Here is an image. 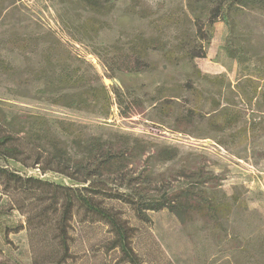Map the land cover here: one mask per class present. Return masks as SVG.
<instances>
[{
  "label": "rangeland",
  "instance_id": "374dc122",
  "mask_svg": "<svg viewBox=\"0 0 264 264\" xmlns=\"http://www.w3.org/2000/svg\"><path fill=\"white\" fill-rule=\"evenodd\" d=\"M131 1L104 0L105 10L94 12L80 0H0V59L8 65L0 67V108L9 116L41 114L85 134L141 138L149 153L177 146L176 159L150 166L174 184L181 167L202 166L213 175L206 189L221 205L217 222L200 213L181 222L163 209L149 212L147 224L115 203L137 227L132 246L143 264H264V13L244 8L234 15L238 58L227 52L228 28L217 21L207 31L204 57L169 63L154 51L149 70L126 71L135 35L161 37L170 47L178 31L192 30L182 13L192 19L186 0H139L156 12L147 18L129 11ZM173 9L179 27L151 25ZM60 70L101 98L85 109L57 101L58 94L73 90L56 80ZM221 108L238 113L236 124L217 127ZM187 112L192 117L180 119ZM0 165L23 176L73 183L9 159ZM8 202L0 192V205ZM5 210L7 221L26 225L19 211ZM26 229L10 233V243L0 238V264H33V244L41 246L40 260L49 253L41 242L50 230L31 236ZM71 234L73 258L65 264H125L118 252L106 251L110 235L104 224L74 221Z\"/></svg>",
  "mask_w": 264,
  "mask_h": 264
},
{
  "label": "trees",
  "instance_id": "16d2710c",
  "mask_svg": "<svg viewBox=\"0 0 264 264\" xmlns=\"http://www.w3.org/2000/svg\"><path fill=\"white\" fill-rule=\"evenodd\" d=\"M80 1L94 12L105 10L104 0ZM185 6L192 15L189 19L182 11L184 19L191 24L190 34L185 30L178 31L176 43L170 47L161 37L135 35L126 57L128 64L123 66L126 71L149 70V55L154 51L162 54L169 63L204 57L205 45L210 40L207 31L217 21L228 28L227 52L238 58L241 48L233 39L234 15L244 8L264 13V0H186ZM129 7L130 12L138 13L142 18L156 13L150 7L140 6L139 0H132ZM180 24L174 9L160 13L151 22L153 27L158 25V29L163 25L176 28ZM0 67L7 68L8 65L0 59ZM109 69L114 71L113 66ZM60 71L56 80L73 90L58 94L57 101L68 107L85 109L101 98L96 89L84 86L81 79ZM56 75H49L51 82ZM221 111L219 129L236 124L237 112L225 108ZM191 117L187 112L180 119ZM150 149L149 143L141 138L85 134L62 122L52 124L41 114L9 116L0 108V159L12 160L40 173L54 172L73 182L64 185L37 176H23L0 165V192L9 198L6 206L0 205L1 240L10 243V233L26 228L31 236L50 230L49 237L44 236L41 242L50 248L49 253L40 260L38 250L41 246L38 248L33 244V264H65L73 258V222H99L106 226L110 235L105 241L106 251L118 252L121 263L143 264L132 246L137 227L130 224L122 210L115 206L116 202L129 207L138 220L147 224L152 222L149 212L163 209L181 222L195 213L217 222L221 205L206 189L213 175L202 166L181 167L177 178L180 181L174 184V181L154 174L150 166L176 159L178 147L162 145L149 153ZM5 209L23 214L26 225L7 221Z\"/></svg>",
  "mask_w": 264,
  "mask_h": 264
}]
</instances>
